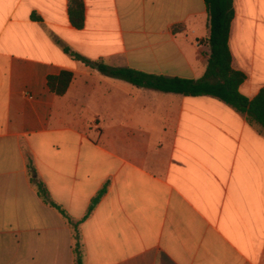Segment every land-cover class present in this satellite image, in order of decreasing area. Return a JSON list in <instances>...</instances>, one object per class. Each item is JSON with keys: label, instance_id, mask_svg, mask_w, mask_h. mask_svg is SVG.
I'll return each mask as SVG.
<instances>
[{"label": "crops", "instance_id": "obj_1", "mask_svg": "<svg viewBox=\"0 0 264 264\" xmlns=\"http://www.w3.org/2000/svg\"><path fill=\"white\" fill-rule=\"evenodd\" d=\"M0 0V264H264V129L212 96L134 86L94 63L201 78L210 49L204 0ZM240 92L264 87V0H234ZM93 63L86 65L64 48ZM71 71L58 96L49 75Z\"/></svg>", "mask_w": 264, "mask_h": 264}, {"label": "trees", "instance_id": "obj_2", "mask_svg": "<svg viewBox=\"0 0 264 264\" xmlns=\"http://www.w3.org/2000/svg\"><path fill=\"white\" fill-rule=\"evenodd\" d=\"M208 13L209 35L205 43L209 46L207 54L208 64L205 74L198 79L168 77L153 75L129 67H113L105 62H95L98 70L107 76L124 80L134 86L152 89L164 93H174L184 96H212L247 116L251 124L264 129V87L253 98L248 99L240 92V86L246 75L232 67V55L229 46L232 22L235 18L234 0H204ZM69 20L76 29L85 26L84 0H69ZM64 50L75 59L86 65H92L91 60L73 52L70 48ZM71 71H62L57 75L47 77L49 90L58 96L64 95L73 80ZM28 171L31 182L35 184L39 197L56 209L73 229L75 264H83V251L79 226L93 213L103 196L107 193L108 184H105L92 198L85 215L78 221L73 220L70 214L52 197L46 184L37 179L35 168L29 159Z\"/></svg>", "mask_w": 264, "mask_h": 264}, {"label": "water", "instance_id": "obj_3", "mask_svg": "<svg viewBox=\"0 0 264 264\" xmlns=\"http://www.w3.org/2000/svg\"><path fill=\"white\" fill-rule=\"evenodd\" d=\"M96 68H98V66H96Z\"/></svg>", "mask_w": 264, "mask_h": 264}]
</instances>
